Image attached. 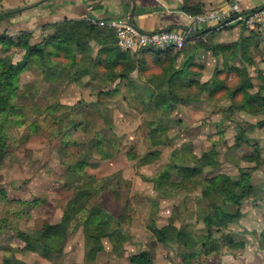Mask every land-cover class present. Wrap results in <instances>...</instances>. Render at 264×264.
<instances>
[{
    "label": "rangeland",
    "instance_id": "1",
    "mask_svg": "<svg viewBox=\"0 0 264 264\" xmlns=\"http://www.w3.org/2000/svg\"><path fill=\"white\" fill-rule=\"evenodd\" d=\"M87 21L96 26L92 20ZM112 31L116 47L121 53L128 54L129 59H126L124 63L116 66L107 64L105 62L106 55L100 51L101 47L96 45L94 40H90L84 45L87 46L86 50L77 57L78 66L71 64L70 60L60 56L55 60H50L53 67H58L51 69L54 73L50 71V73L46 72L47 74H44L42 69L45 68L43 67L44 62L37 63V65L31 63L27 69L19 73L16 90L5 94L9 106L17 108L18 119L25 125L18 127L17 118L14 115L8 117L7 119L10 122L5 124L6 117L4 115L0 116V127L5 135L2 141V145H5V147L0 154V264L3 263L2 255L8 253V250H3L7 248L3 246H7L8 238H12L17 244H21L20 232H31L33 229H40L43 225H33L34 222H60L65 216L69 202L74 200L81 191L89 193L82 199L83 203L92 201L88 205V209L92 210V203L102 205L103 202L107 208L104 211L118 221L119 226L126 224V222H168V218L165 216H170L169 220L174 219L175 222H185L180 230L185 232V240L187 241L184 240L181 245L175 243L174 247H171L175 255L178 252L182 254L185 258V264H191L189 256H193L194 260L197 258L200 260L207 259L211 254L221 251L225 245V235L223 233L225 228L219 230L220 225L207 226L200 219L196 222V225H190L189 222H195V218L199 217V214L192 207V200L190 202L191 209L184 210V207L180 208L181 205L175 206L171 211V215L163 212V209L175 205L179 197V199L184 198L183 200L187 201L189 198L192 199L193 194L190 193L188 196L186 194L182 195L181 192L175 193L176 195L169 194L166 195L169 197L166 198L167 200L164 203L160 199L162 198L160 190L156 188V183L151 180L156 194L151 195L149 193L146 197L152 198V200H155V198L160 199V204H163L162 209L160 204L158 206L155 202L152 207L150 204L144 207V201L139 202L140 200L134 194L132 189L134 182L128 177H131L132 173L138 169L149 176L152 175V179L165 171L176 175L177 172H175L174 167L168 166L171 162L169 159L175 155L174 148L187 141V135L191 133V131L180 128L178 125L188 118L187 114H181V110L183 106L196 101L180 103L168 112L154 110L152 108L156 95L150 98H138L136 94L139 93H135L134 88L138 85H130L131 83L126 81L121 82L119 88L117 87L118 91L102 97V93L108 92L104 82L117 79L121 73L125 74V71L129 73L136 67L134 66L135 62H137V67L141 73L150 71L149 83L153 84L154 90H156L157 76L161 73L160 68L156 66L154 56L123 51L118 45L116 31ZM7 50L0 48V58L9 57L10 59L12 57L13 64L22 63L23 60L18 61V59H20V55H23L24 58V50L16 47ZM147 59L151 61V65L145 68L144 65ZM180 60L181 57L177 59L176 66ZM33 72L36 73L35 79L32 82L24 83L26 73ZM83 72L92 73L88 75L92 81H89V85L92 87L89 89L92 92L97 90L99 95L96 93L95 97H90L88 96L89 90H85L88 94L84 95L82 93L81 97L73 96L70 99L72 103H75L74 105L62 104L60 94L63 91L60 87L69 81H73L72 88L74 89L81 86L82 89L87 88L88 84L82 83V79L87 77H82ZM48 79L52 81L49 82ZM40 92H42V97L38 98ZM128 93L133 95L125 98L124 96ZM226 99L229 98H226L224 94L222 97L213 99L212 103L216 107L223 106L227 103ZM201 102L205 101L201 100ZM73 119L81 124V127L77 134L72 133V135L65 137V133L71 127L69 122ZM165 123L169 124L163 138L166 144H170V146L165 147L166 145H163L148 148L146 142L149 145L152 144L149 137L151 126L156 128ZM27 126L32 127L31 131L27 130ZM241 134L243 132L239 131L237 137L240 138ZM102 136L109 141L103 146L97 145V139L102 138ZM66 145L69 148H64ZM223 149V146H219L213 150L218 155L219 166L221 160L224 161L225 159V157L221 158L224 153ZM157 151L161 153V156L157 160L159 162L155 165L137 168L135 162H129L135 159L139 161L149 152L154 153ZM100 154L113 156L103 159L110 161L100 163L101 161H98L102 159ZM133 157H135L133 160L130 159ZM87 159L89 166L81 169V162H85L84 160ZM112 163L116 164V168L122 170L112 175L114 172ZM71 166L74 167L75 171L73 169L70 176L67 168ZM219 166L215 169L205 168L202 178H209L206 175L207 173L216 176ZM77 168H79V171H77ZM219 171L225 174V168ZM76 179L79 180V183L73 184ZM173 180H177L176 176L173 177ZM136 186L139 190L147 191L146 186L149 185L137 184ZM193 187V183H190L189 190ZM199 192L202 205L207 208L204 209V215H208L211 211L209 210L210 201L202 198V188H199ZM170 199L174 200L171 201ZM231 209L228 206L224 208L227 212H230ZM113 214H115V217ZM138 215L141 220H139ZM70 217L74 218H72V223L81 222L80 215L73 216L71 213ZM153 225L157 226L155 223ZM114 228L117 229L118 226ZM82 229L80 226L77 230L70 231L68 244L54 261L56 264H80V258L83 257L86 251L85 244L81 243L80 233L77 234ZM119 231L122 236L126 235L125 231ZM175 235V232L171 231L168 237L172 238ZM94 247L97 246H94L93 242L90 247H87L90 249H87L88 260L92 261L90 264H95L94 261L97 256L96 254L94 260L89 258L91 249H94ZM12 252L13 257L18 256V251L13 250ZM41 264L52 263L44 261Z\"/></svg>",
    "mask_w": 264,
    "mask_h": 264
},
{
    "label": "crops",
    "instance_id": "2",
    "mask_svg": "<svg viewBox=\"0 0 264 264\" xmlns=\"http://www.w3.org/2000/svg\"><path fill=\"white\" fill-rule=\"evenodd\" d=\"M230 2L231 0H0V35L5 34L16 38L28 33L32 36L31 43L33 45L42 43L46 37L54 33L55 24L62 23L65 20L127 19L135 28L146 34H157V32L168 28H174V31H188L191 35L205 34L203 38L209 49L197 54V58L194 60L197 65L192 71V77L201 83L204 90L200 95V99L205 102L198 101L183 106L181 114H187L188 118L178 125L180 128L191 131V133L187 135V141H184L180 146H176L174 151L181 155L187 153L200 158L204 153L223 146L224 153L221 158L225 157V159L224 161L221 160L217 175L222 174L219 170L225 168V174L232 176L234 179H239L241 172L245 171L250 175L252 185L257 187L258 192L257 195L244 201L241 206L231 207L230 212L233 213L239 209L242 217L238 222L230 224L223 232L225 245L222 250L211 254L207 259H193L191 264H264V111L252 113L247 110H237L231 113L229 111L232 105L230 99H226L227 103L219 107L212 103L213 99L222 97L224 94L227 98L226 91H218L214 96L211 95V89L219 86L218 81L224 82L228 89L240 82L236 72L229 69L234 66L244 68L248 72L247 82L253 86L247 88L246 93L250 96L261 94V97H264V38L259 32L249 29L241 21H235L226 25V27L211 31L208 30L216 26L215 24H206L192 29L191 22L188 19L190 13L186 9V7H189L194 11H198V13H203L226 8ZM263 7L264 0H244L242 3L244 13ZM133 9L134 14L132 20H130ZM20 60H23V55H20L18 61ZM137 65V62H135L134 66L136 67L132 72L129 71L128 80L125 81L130 82V85H138L134 86L135 93H139L136 94L138 98L157 96L158 91L154 90L152 83H149L150 71L141 73ZM150 65L151 61L147 59L144 67L147 68ZM180 65L181 60L177 66ZM35 74L34 72L26 73L24 83L32 82L36 77ZM89 81L92 82L89 76L82 79L83 84H88L85 89H82V86L76 89L72 88V80L60 87L63 91L60 94L61 103L72 106L75 103H72L70 99L73 96L79 98L82 93L86 95L88 90V96L95 97L97 90L92 92L89 89L92 88ZM104 83L108 92L112 91L111 94L114 93V89H118L119 85L122 84L119 79L106 80ZM85 90L87 91L85 92ZM40 93L38 98L42 97V92ZM97 94L99 95V93ZM132 95V93H128L124 97L129 98ZM101 96L104 97L103 94ZM244 97L245 95L242 92L236 96V99L241 102ZM239 131L244 133L241 134L242 140L239 141L238 147L236 138ZM167 146H170V144ZM98 161L106 163L110 160L101 159ZM111 161L113 162V160ZM129 162H135L137 168H142L155 165L159 161L145 166H139L137 159ZM171 164L169 162L168 166ZM112 165L114 167L112 175L122 170L116 168L115 163H112ZM206 175L212 178L215 174L207 173ZM151 176L138 169L132 173L131 177H128L134 182L133 192L140 200L139 202L144 201V207L149 204L152 207L154 202L159 206L160 199L165 203L166 198L169 197L164 195L160 199L155 198V200L146 197L149 193L151 195L156 194ZM172 176H177V173ZM137 184L149 185L146 186L147 191L139 190ZM199 188L191 193L194 195L192 199L189 198L184 201V198L179 199V197L175 205L172 204V207L169 206V208L163 209V212L171 215L173 208L181 205L180 208L184 207V210L191 209V200L192 207L197 214H199L201 208L207 209L200 200ZM181 194L190 195L185 191ZM170 200L173 201L174 199ZM102 205L104 209H107L103 202ZM162 206L163 204H160L161 209ZM135 208L138 214L137 207L135 206ZM113 215L115 217V214ZM165 217L168 218V222H154L158 228L167 227L171 222H174L178 228L184 226L185 222H175L174 219L169 220L170 216ZM138 218L141 220L139 215ZM198 220L199 217H196L195 222L189 223L191 226L196 225ZM58 223L60 222H34L33 225H55ZM152 223L140 221L121 224L120 229L123 232L125 231L126 241L118 243V250H116L114 240L103 238L101 240L103 248L98 252L94 261L95 264H131L130 258L142 252L152 254L153 264H185V258L182 254H179V252L177 255L174 254L171 248L174 247V243L165 245L157 242L155 235L149 229ZM34 230L36 229L32 231ZM79 233L80 239H82L81 243L86 246V251L83 257L80 258L79 263L90 264L92 261L88 260L87 252V249H90L87 247L92 245V241L86 240L83 229L77 232L78 235ZM11 239L8 238L7 246H3L7 247L3 250H8V253L3 252L2 264H4L6 258L13 257L11 255L13 250L19 252L18 256L15 255L14 258L27 264H41L48 261L38 253L24 251L26 244L23 241H21V244H17L14 239ZM16 241L20 242L19 240Z\"/></svg>",
    "mask_w": 264,
    "mask_h": 264
},
{
    "label": "trees",
    "instance_id": "3",
    "mask_svg": "<svg viewBox=\"0 0 264 264\" xmlns=\"http://www.w3.org/2000/svg\"><path fill=\"white\" fill-rule=\"evenodd\" d=\"M187 12L194 15L198 14V11H194L192 8L186 7ZM226 27V26H224ZM54 33L45 38L42 43L33 45L31 43V34L24 33L16 38L10 37L5 34L0 35V45L5 51L12 47L25 51V56L22 63L15 65L12 63V57L0 58V116H5V124L10 121L7 119L11 115L16 116L18 127H22L25 124L18 119L17 108L10 107L5 94L7 92H14L17 88L18 75L22 70L27 69L31 63L37 65L42 63L43 73H50L53 67L50 60H55L57 57L62 56L71 61V64L78 66L77 57L81 55L86 47V42L94 40L96 45L101 47V53L106 55L105 62L109 65H120L128 58V54L121 53L116 47L113 40V31L109 28H103L93 26L86 20L68 21L65 20L62 23L55 24ZM205 34L191 35L190 40L186 43L181 51L169 49L166 51L156 50L154 48H147L139 52L145 55H151L155 57L156 66L160 68L161 73L157 76L156 90H158L157 96L153 101L154 110L158 109L162 112H168L173 110L176 105L180 103H188L193 101H201L200 95L203 93L201 83L195 80L193 75V68L197 65L194 60L197 58V54L201 51H208L209 47L204 40ZM181 57V65L176 66L177 59ZM231 71H235L240 82L232 88H227L224 82L218 81L219 86L212 88L211 95L214 96L218 91H226L227 98L232 101V105L229 108L231 113L237 110H247L249 112H261L264 111V97L260 95L250 96L246 93V89L253 85L247 82L248 72L246 69L238 67H230ZM134 70V69H133ZM131 70L130 72H132ZM46 73V74H47ZM92 74L91 72H83L82 77ZM191 76V77H190ZM75 77V76H74ZM129 73L125 71V74H120L117 79L120 82L128 80ZM49 82L52 81L48 79ZM56 81V80H53ZM75 82L77 80L74 79ZM217 85V83H216ZM248 85V86H247ZM215 87V86H214ZM118 91L115 89L114 92ZM244 93L245 97L241 102L236 99V96L240 93ZM112 91L102 93L104 96L111 95ZM147 108V107H145ZM73 109V108H72ZM15 112H14V111ZM151 109L149 110V112ZM229 115V114H228ZM231 117V115H229ZM169 123L159 125L156 128L151 126L149 137L152 140V144L149 145L146 142L148 148L158 147L166 145L164 136L166 134V127ZM71 127L65 133V137L77 134L81 124H78L74 119L69 122ZM150 126V125H149ZM28 131H31L32 127H26ZM244 133V132H243ZM79 134V133H78ZM99 134V133H98ZM101 136V135H98ZM5 135L0 127V154L5 145H2ZM242 138H236L237 146ZM97 145H104L109 140L102 136L97 139ZM73 144L75 142H72ZM64 148H69L68 145ZM187 154V153H186ZM185 153L183 155L175 153L171 159V165L177 172L176 181L173 180V174L165 171L158 175V177L152 179L156 183V188L160 190L161 196L164 195H176L175 193L187 192L193 193L199 187L202 188V198H206L210 201L208 215H204V209L199 211V219L206 223L207 226H213L215 224L220 225L218 229L227 228L230 224L238 222L242 217L240 210L236 212H227L225 207H239L244 201L257 195V187L252 185V179L245 171L241 172L239 179H234L227 174H220L212 178L203 179V171L205 168H217L218 155L214 152L204 153L200 158ZM102 159H107L112 156H105L100 154ZM161 156L160 152L148 153L144 158L139 160L140 165H147L154 163ZM130 158V159H134ZM81 162V169L89 166L87 160ZM68 173L71 176L74 167H68ZM75 171V169H74ZM79 171V168H77ZM71 172V173H70ZM79 180L76 179L73 184H77ZM151 181V182H152ZM190 183H193L194 187L189 190ZM86 191H81L78 196L71 200L66 208L65 216L60 223L44 224L40 229L23 233H19V238L26 244L24 251H30L40 254L41 257L50 261L52 264L58 256L64 251V247L67 244L68 236L75 229L80 226L83 228L86 240L92 241L94 246L97 247L91 249L89 258L94 260L95 255L102 250L103 246L101 240L103 238H109L114 240V247L117 250L118 243L126 241V236L121 234L119 230L120 226L118 221L113 217L106 214L104 207L100 203H92V210L88 209V205L92 202H82V199L88 195ZM128 205V204H127ZM128 207V206H127ZM71 213L73 216L80 215V221L72 223ZM203 213V215H202ZM87 218V219H86ZM74 219V218H73ZM152 223L149 229L155 235L157 242L162 244L181 243L186 239V234L177 228L174 222H171L169 226L158 228ZM118 226L119 228H114ZM73 230V231H72ZM71 231V232H70ZM174 231L175 236L168 237V234ZM187 241V240H185ZM189 260H193V256L188 257ZM131 264H153V256L150 252H142L137 255H133L130 258ZM4 264H27L22 261L16 260L14 257L6 258Z\"/></svg>",
    "mask_w": 264,
    "mask_h": 264
},
{
    "label": "built area",
    "instance_id": "4",
    "mask_svg": "<svg viewBox=\"0 0 264 264\" xmlns=\"http://www.w3.org/2000/svg\"><path fill=\"white\" fill-rule=\"evenodd\" d=\"M243 2L244 0H231L226 8L194 15L188 14L192 29L206 24L219 25L224 21L234 19L239 14L244 13L242 11ZM235 21L243 22L249 29L259 32L264 38V7L252 11ZM92 22L98 27L115 30L118 45L123 51L141 52L147 48H157L163 51L169 49L181 51L191 37L188 31L174 30L157 34H146L135 28L127 19L92 20Z\"/></svg>",
    "mask_w": 264,
    "mask_h": 264
},
{
    "label": "water",
    "instance_id": "5",
    "mask_svg": "<svg viewBox=\"0 0 264 264\" xmlns=\"http://www.w3.org/2000/svg\"><path fill=\"white\" fill-rule=\"evenodd\" d=\"M19 11H20V10H19ZM12 13H14V12H12ZM249 13H250V12H249ZM133 14H134V9H133V13H132V15H131V17H130V20H132ZM246 14H248V13H242V14H239V15L236 16L234 19H231V20H228V21H224L223 23L214 26L213 28H211V29L208 30V31L216 30V29H218V28H222V27H224V26H226V25L232 23L233 21H235V20L241 18L242 16H244V15H246ZM4 15H6V14H4ZM172 30H174V28H168V29H166V30H164V31L157 32V33H162V32H165V31H172Z\"/></svg>",
    "mask_w": 264,
    "mask_h": 264
}]
</instances>
